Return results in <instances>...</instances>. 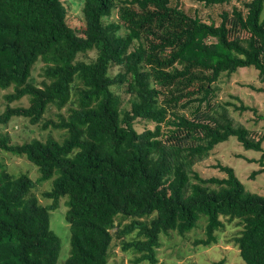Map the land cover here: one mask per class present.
I'll use <instances>...</instances> for the list:
<instances>
[{"label": "trees", "instance_id": "16d2710c", "mask_svg": "<svg viewBox=\"0 0 264 264\" xmlns=\"http://www.w3.org/2000/svg\"><path fill=\"white\" fill-rule=\"evenodd\" d=\"M200 1L220 8L217 20L172 0H81V24L73 27L64 0H0V91L12 89L0 125L24 117L62 132L21 143L0 132V150L25 156L38 182L50 181L42 196L51 201L41 204L31 191L36 181L0 165V264L56 263L60 239L49 215L64 196L70 250L62 264H117L108 260L114 239L131 253L130 264H156L161 234L184 235L203 221L204 237L194 242L208 246L223 219L241 227L242 263L264 264V195L247 190L228 165L217 163L222 177L195 170L230 137L263 151L262 129L235 119L230 107L256 110L215 92L223 76L244 67L264 85V0ZM92 50L90 61L78 57ZM24 97L26 106L11 105ZM50 106L67 112L44 120ZM136 120L153 127L137 131ZM250 161L261 166L254 179L264 173L263 156Z\"/></svg>", "mask_w": 264, "mask_h": 264}, {"label": "rangeland", "instance_id": "374dc122", "mask_svg": "<svg viewBox=\"0 0 264 264\" xmlns=\"http://www.w3.org/2000/svg\"><path fill=\"white\" fill-rule=\"evenodd\" d=\"M190 15H198L205 20H217L219 7L205 6L200 0H172ZM81 0H64L67 8V21L73 27L81 24ZM231 4H238V0H233ZM229 6V5H228ZM114 17V16H113ZM80 59L90 61L95 57V51H89L87 55H78ZM43 63L36 62L32 70V77L39 83L41 81L40 69ZM119 67L114 65L110 67V74L114 75ZM222 77V76H221ZM258 87H264L257 80V71L252 67L239 68L231 76H223L218 83V89L215 92V99L222 101H231L239 105L253 107L256 113L251 110H233L231 113L235 119L249 128L262 129L264 133V91H258ZM114 91L121 97L122 106L128 108L127 99L129 95L125 91V86L113 87ZM12 89L0 91V113L6 107L4 94ZM234 97L238 98L236 100ZM28 99L22 98L20 101L12 102L11 105H27ZM67 106L57 110L50 106L44 115V120L52 119L57 121L58 113L66 114ZM134 127L137 131L146 128H152L153 123L145 120H136ZM0 132L7 134L12 143L25 142L33 137L45 140L47 137L60 139L62 132L52 128L43 129L41 124H32L27 118L13 117L7 124L0 125ZM263 151L245 150L235 137H230L226 141L219 143L211 151L209 157L195 165V170L202 177L217 176L222 177L224 173L216 166L228 165L234 169L239 180L244 184L247 190L264 195V173H259L254 179L250 177L252 171L259 169L257 161L263 156L264 161V141L262 143ZM0 165L12 175L21 173L27 174L36 181L35 187L31 190L44 205H50L51 201L42 196V192L50 188V181L38 182L39 173L36 166L33 165L25 156H16L0 150ZM66 196L59 199L56 209L50 211L49 225L60 239V251L55 264H62L69 254L70 250V227L65 219L67 205ZM128 219L124 220L128 222ZM224 226L216 232L217 241L211 245L204 246L195 243L194 240L203 236V221L198 222V226L184 235H178L175 232H169L167 235L161 234L159 238V247L156 248V264H212L213 261L224 260L225 264H243L235 243V236L241 229L236 221H227L223 219ZM130 239L127 237L126 240ZM131 253L121 250V242L114 239L111 243L108 260L110 263L130 264ZM141 264H149L143 262Z\"/></svg>", "mask_w": 264, "mask_h": 264}]
</instances>
